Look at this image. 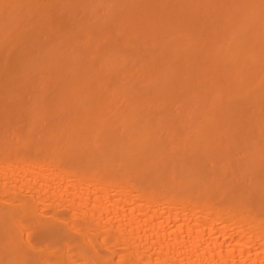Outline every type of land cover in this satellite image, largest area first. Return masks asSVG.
I'll use <instances>...</instances> for the list:
<instances>
[{
  "label": "bare ground",
  "instance_id": "bare-ground-1",
  "mask_svg": "<svg viewBox=\"0 0 264 264\" xmlns=\"http://www.w3.org/2000/svg\"><path fill=\"white\" fill-rule=\"evenodd\" d=\"M0 264H264V0H0Z\"/></svg>",
  "mask_w": 264,
  "mask_h": 264
}]
</instances>
